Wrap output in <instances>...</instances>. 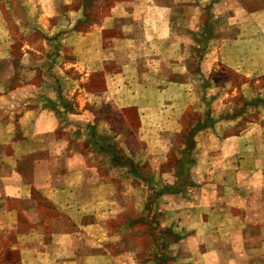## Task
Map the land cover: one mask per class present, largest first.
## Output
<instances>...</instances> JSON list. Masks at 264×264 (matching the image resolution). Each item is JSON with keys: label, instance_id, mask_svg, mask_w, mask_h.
Wrapping results in <instances>:
<instances>
[{"label": "rangeland", "instance_id": "obj_1", "mask_svg": "<svg viewBox=\"0 0 264 264\" xmlns=\"http://www.w3.org/2000/svg\"><path fill=\"white\" fill-rule=\"evenodd\" d=\"M154 1L173 2L0 0V142L14 129L23 144L24 118L45 101L56 134L94 167L59 209L46 196L41 226L22 213L24 189L0 186V264H264V14L258 27L230 24L206 0H180L173 44ZM110 143L138 171L113 162ZM1 147L0 180L15 161ZM32 163L19 164L30 183Z\"/></svg>", "mask_w": 264, "mask_h": 264}, {"label": "crops", "instance_id": "obj_2", "mask_svg": "<svg viewBox=\"0 0 264 264\" xmlns=\"http://www.w3.org/2000/svg\"><path fill=\"white\" fill-rule=\"evenodd\" d=\"M257 1L258 0H232V4L237 8L232 12V10H230L231 8L226 6L228 4L227 0H213L211 2L206 0L207 4H210L211 6V12L214 13L216 17H221L230 24L234 21H239L241 24H249L250 22L254 27H258L256 24L257 20L255 21L257 14H261L259 16L260 19L262 18V14H264V5ZM206 2L200 0L199 5H203ZM178 3H182V1L173 0L172 3L166 4L154 1V4H157L158 7L165 8L164 14H168L167 16L170 17L169 20L164 22H161L160 19L158 26L162 29L168 30V39L171 40L170 42L173 44L178 42V40H175L176 37L171 36L173 33L170 35V30L172 28L170 21L172 19V13H174L173 9ZM154 8H156V6H152V9ZM225 13L227 15H225ZM198 15L201 16V11L193 12L192 18L189 19V23L186 24L188 30L193 29L192 19ZM231 15L233 16V19H230L232 18ZM134 19L135 18L131 16L130 20L126 22L131 29H136L138 24L144 25L143 19L138 21L137 19ZM202 26L203 25L201 24L198 28H201ZM134 34L133 31L129 32L128 30V32H124L121 30V35L124 37L133 38L136 36ZM188 36L191 38V35ZM235 41L232 42L234 43ZM47 103L48 102L45 101L41 102V106L39 107V110L41 111L40 113H36L33 117L24 118V123L26 125L27 122L32 123L33 128L31 131H27L22 135L21 140L23 141V144L20 142V139H18L17 132L14 129H10V135L7 139L5 138L2 141H8L6 144L0 142V144H2L0 147H10V150H6L2 156L15 158V161L13 162L14 164H9L4 161L8 164L6 166L9 168H7L8 174L2 176L0 186H3V191L5 193H10L9 195L14 197H20L21 194L19 190H25L22 195L25 197V201H27V206L23 207L22 213L26 220L30 222L31 226H34L35 224L41 226L43 223L49 222L50 217L48 214L52 212L49 211V208L46 205H43L44 202L48 201V198L53 202L54 206L59 209V206L63 203L58 196L60 192L71 191L73 193H79L81 188L87 185V183L89 184L88 186H92L93 184L91 183L92 181L90 177L92 175L91 171L94 167L91 166L90 163H86V160H84L85 157L80 151L73 149L69 150L68 141H66L64 137L59 138V135L56 134V129L60 125V118L54 109L49 107V104ZM50 142L54 144L56 143V146L51 148ZM18 143H20L19 148ZM59 146L61 147L59 148ZM18 158H31L33 162L32 171L34 174V180L32 183L29 181L26 182L24 174L19 169L20 159L18 161ZM44 166L46 167V173L49 175L43 176L42 167ZM47 187L54 189L51 196L46 192ZM34 189L42 190L43 194H35ZM46 196L48 198H46ZM71 219L76 218L72 216ZM59 234L60 233L55 232L50 235L56 236ZM47 235H49V232L43 230L41 237Z\"/></svg>", "mask_w": 264, "mask_h": 264}, {"label": "trees", "instance_id": "obj_3", "mask_svg": "<svg viewBox=\"0 0 264 264\" xmlns=\"http://www.w3.org/2000/svg\"><path fill=\"white\" fill-rule=\"evenodd\" d=\"M192 144H193V142H192ZM110 145H111L110 146V152L114 155V158L112 159L113 162H119L118 159H120V160H122V162H120L121 165H125L126 164L125 162H127L128 166L130 164H132V166L134 168L137 166L136 163L134 162L132 156L125 155V154H123L124 152L121 153L120 150H118L116 148L114 143H110ZM191 146L192 145H190V147L183 152L182 157L180 158L181 159L180 166H179V168L176 167V174H178L179 176L181 175V173H188V171L190 170L189 163H188V160H186V158H187V156H189L191 154L190 153L192 150ZM106 150H109V149H106ZM123 163H125V164H123ZM135 170L138 171L137 168H135ZM179 183H180V180H177L174 184L167 185L166 188H167V190H175V191L179 190L181 188L178 185Z\"/></svg>", "mask_w": 264, "mask_h": 264}]
</instances>
